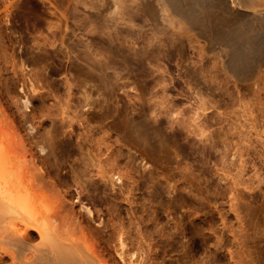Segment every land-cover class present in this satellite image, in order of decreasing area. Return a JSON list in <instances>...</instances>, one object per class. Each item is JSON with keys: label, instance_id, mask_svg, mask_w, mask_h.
Masks as SVG:
<instances>
[{"label": "rangeland", "instance_id": "374dc122", "mask_svg": "<svg viewBox=\"0 0 264 264\" xmlns=\"http://www.w3.org/2000/svg\"><path fill=\"white\" fill-rule=\"evenodd\" d=\"M102 7V0H0V131L3 128L7 134L15 130L25 135L35 130L34 123L41 122L40 117H32L41 111L83 112L88 116L85 124L95 136L110 137L122 147L120 172L124 173H116L115 179L118 185H127L123 189L134 201L131 205L120 195L118 203L104 192L96 198L90 196L86 201L89 204L92 199L89 206L95 211V222L113 218L118 220L116 223L129 224L134 218L135 222L137 219L155 227L171 224L168 230L175 227L177 232L155 230L152 234L156 240H172L168 252L156 247L167 264H191L196 254H200L201 264H264V67L253 81L242 79L228 68L225 45L212 44L207 35L198 33H164L157 37L163 41L161 50L147 55V66L159 68V72L152 70L155 78L160 73L167 83L157 85L158 79H151L149 71L146 74L114 54L108 70L115 83L109 89L100 72L85 61L83 49L88 44L98 51L105 49ZM180 39L183 46L170 45L169 40ZM195 68L200 70L199 75L192 72ZM151 90L152 95L156 90L159 95L166 92L173 98L171 104L177 106L175 118L158 116L165 126L162 136L168 142L164 146L154 139L141 144L122 121L124 115L106 106L109 97L115 104L130 101L138 106L137 97H149ZM169 119H174L175 125ZM58 120L45 124L48 128L55 125L51 127L55 129L62 121ZM10 127L13 129L7 130ZM73 129L74 144L83 143L82 125L78 122ZM79 153L75 150L74 160L84 152ZM133 172L139 179L136 183L129 176ZM181 231L183 238L195 246L192 243L178 248L173 240L182 236ZM119 246V250H110H117L110 255L115 261L120 259L118 264H129L131 259L130 264L141 263L142 258H137L142 254L130 251V255L124 250L127 247Z\"/></svg>", "mask_w": 264, "mask_h": 264}, {"label": "bare ground", "instance_id": "6f19581e", "mask_svg": "<svg viewBox=\"0 0 264 264\" xmlns=\"http://www.w3.org/2000/svg\"><path fill=\"white\" fill-rule=\"evenodd\" d=\"M102 6L100 16L102 32L105 35V49L98 51L90 44L83 49L85 50V61L100 72L104 85L105 83L109 85L107 88L113 85V81L115 83V77L108 70L114 54L142 68L146 74L148 71L153 74L152 70L156 68L151 69L147 66V55L150 52L155 53L161 50L163 41L162 38L157 37L164 33L179 35L182 32V35L185 33L189 36L198 33V35H207L212 44L218 42V44L225 45L228 68L242 79L243 77L250 78L249 81H253L251 79L259 74L261 67H264V0H102ZM169 42L170 45H184L182 39L180 41L169 40ZM137 43L142 44L137 46ZM159 71L160 69L157 70ZM192 72L195 75L200 74L198 68L193 69ZM153 75L150 76L151 79L155 78V74ZM158 75V80L155 78L157 85L167 83L164 80L165 76L161 74L164 77L161 79L160 73ZM156 84L153 85L152 90ZM158 90L160 92V89ZM156 92H153V95L149 94V97L139 95L137 97V99L140 97L138 106L135 105L136 102L130 104V101L115 104L111 101V97L107 98L109 101L106 99V106L115 114L124 115L122 121L141 144L154 139L159 145L164 146L168 141L162 136L165 126L161 116L167 114L171 118L174 117L176 105L171 104L173 103L172 94L169 97L166 92L164 95ZM110 95L111 91L110 93L108 91L107 96ZM57 103L59 105V102ZM40 113L37 115H33L34 112L31 113L33 118H41V122L32 123V128L35 130L29 127L33 132L28 130L23 135L15 130L12 134L10 131V134L2 131L3 128L0 131V264H118L120 259L115 261L116 259L113 260L110 255V250L118 244L119 247H127L124 250L130 255V251H138L142 254L140 258H137H142L139 264H167L166 258L160 259L162 254L159 255L161 251L159 252L156 247L160 246L162 252H168L170 249L168 251L167 249L171 247L169 243L172 240L168 243V236L167 241L163 238L156 240L153 235H155V230L159 232L167 230L169 233L171 230H168L169 223L155 227L150 223L137 222V219L135 222L134 218L128 219L131 220L129 224H124V221L116 223L118 220L113 218H111L112 222L110 219L102 218L104 222L101 223V219H98L99 224L94 221L95 211L89 206L92 199L87 204V198L102 196V192L105 195H112V199H116L115 202H118L120 195H122L121 200L125 198L130 201L129 192L123 189L125 184L118 185L115 179V174H118L121 169L122 151L120 149L122 147L119 148L117 145L119 142L114 144L110 141V137L95 136L93 130L87 128L85 123L88 116H85L83 112L69 113L63 109L60 112L42 113L41 111ZM29 114L26 117L28 120ZM6 115L4 113V118H7ZM159 115H161L160 118ZM58 119L62 121L61 124L57 123L59 127L55 129L51 128L55 125L48 128L49 125L45 124V122L51 123V121L47 122L48 120L59 121ZM75 120L84 128L83 137H81L83 143L80 141L74 144L72 141L73 128L78 123L75 122L74 125ZM153 120L158 124L154 125ZM171 120L170 124H172ZM173 122L175 125V121ZM44 125L48 130L46 128L42 131ZM73 125L72 130L69 127ZM5 126L8 127V124ZM75 150H80V153L84 152L76 160L73 159L75 156L72 157ZM85 153L89 156H83ZM122 161L124 163V160ZM123 163L122 166H125ZM131 164L132 162L129 165ZM134 174L133 172L131 174L133 176H129L136 183L139 179L137 176L134 177ZM109 185L114 189L117 188V191L108 190ZM131 193L133 195V192ZM74 194L78 196V202L74 199ZM78 204L81 209L77 208ZM152 208L155 210L154 206ZM172 230L177 229L174 227ZM181 233L182 236L173 242L177 241L178 248L191 245L193 242L185 240L182 231ZM199 255L196 254L194 259L192 258L191 264H201Z\"/></svg>", "mask_w": 264, "mask_h": 264}]
</instances>
